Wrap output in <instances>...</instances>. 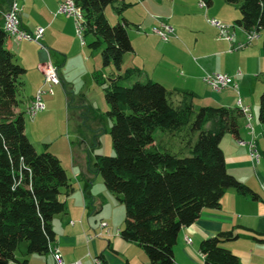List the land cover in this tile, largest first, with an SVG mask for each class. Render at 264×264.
Segmentation results:
<instances>
[{
  "label": "trees",
  "instance_id": "1",
  "mask_svg": "<svg viewBox=\"0 0 264 264\" xmlns=\"http://www.w3.org/2000/svg\"><path fill=\"white\" fill-rule=\"evenodd\" d=\"M199 1L205 7L213 2ZM223 1L238 7L237 26L246 32L264 31V0ZM74 2L83 16L84 33L94 38L88 48L103 46V66L119 68L124 55L133 50L122 17L126 5L118 4L120 0ZM108 6L120 20L113 26L104 14ZM8 37L0 26V264H20L15 252L22 242L26 255L50 251L55 241L52 219L65 212L60 196L74 189L59 159L47 151L37 153L25 134L27 110H19L25 69L6 48ZM136 73L126 70L109 78L104 88L115 155L95 156L90 173L100 176L124 207L121 239L140 247L149 264H176L173 248L180 230L193 224L203 209L218 208L227 189L257 198L227 172L220 148L226 134L239 136L243 115L238 108L196 110L191 93L170 91L152 81L130 87L118 84ZM258 121L264 130V91ZM156 130L167 139L155 142ZM235 237L226 232L201 241L203 264H240L221 247Z\"/></svg>",
  "mask_w": 264,
  "mask_h": 264
},
{
  "label": "crops",
  "instance_id": "2",
  "mask_svg": "<svg viewBox=\"0 0 264 264\" xmlns=\"http://www.w3.org/2000/svg\"><path fill=\"white\" fill-rule=\"evenodd\" d=\"M60 2L61 0H19L21 28L33 32L41 27L44 35L39 44L18 41L15 37H8L5 43L16 62L25 69L23 93L28 99L25 104L21 103V111H26L36 92L46 87L39 67L47 61L56 63L54 66L57 68L60 85L53 88L52 95H41L44 111L30 117L34 118L36 126L47 125L57 108L64 113V103L66 116L68 115L72 100L67 91L68 84L60 74L59 65H66L71 58L72 45L78 48L79 55L84 50V44L79 48L77 43L73 20L57 14ZM121 3L126 5L122 17L127 23L126 30L133 50L125 54L124 60L129 64L124 67L125 61L121 63L117 68V75H122L124 68L135 69L138 76L135 82L152 81L170 91L191 93L193 105L198 101L199 108L235 109L238 108V101L248 107L247 94L254 88L251 83L264 72V35H259L258 32V37L249 45L237 49L239 45L247 43V32L235 24L240 18L237 6L223 0H213L207 7H201L199 0H120L118 4ZM8 6L9 0H0L2 27L3 14ZM113 12V21L120 22L114 9ZM212 18L231 26L228 28V32L233 34L230 42L219 37L218 29L209 24L208 21ZM159 22L169 24L174 29V35L166 42L154 33L155 28L160 25ZM204 29L209 32L208 35L201 32ZM255 55V60L250 58ZM217 73L230 75L238 85V93L232 88L216 92L204 83L206 74ZM24 98L22 95V100ZM241 120L243 123L239 127V136L226 134L220 141V148L227 172L247 186L257 198L252 199L234 189H227L218 208L203 209L193 224L180 230L173 248L176 264H203V256L199 252L201 241L226 232L236 237L223 242L221 247L229 250L240 264H264V143L260 146L253 127L251 126L250 132L244 117ZM259 128L263 135L264 130L260 124ZM51 138L46 135L43 138L44 143H52ZM238 141H243L246 145L240 146ZM251 142L256 145L259 153L258 162L251 157L248 146ZM69 149L66 146L64 151L67 153ZM89 165L84 166L82 162H77L71 148V175L64 170L72 185L74 183L73 189L78 186L79 193H75L74 189L68 195L61 194L60 200L65 204V212L52 219L55 241L50 251L45 254L25 255L22 262L16 257L20 264H54L55 250L59 251L66 263L149 264L146 253L140 247L121 239L119 232L123 226L112 230L106 222L109 229L107 234L100 228V222H105L99 216L103 198L100 195L91 196L89 188L96 176L90 173ZM97 233H101L100 238L93 237Z\"/></svg>",
  "mask_w": 264,
  "mask_h": 264
},
{
  "label": "rangeland",
  "instance_id": "3",
  "mask_svg": "<svg viewBox=\"0 0 264 264\" xmlns=\"http://www.w3.org/2000/svg\"><path fill=\"white\" fill-rule=\"evenodd\" d=\"M104 14L105 17L110 20L108 22L110 25L113 26L116 24V21H113L112 19L115 14L111 6L106 7V9L104 10ZM65 17L71 18L74 22L75 27V18L73 16ZM219 24L222 27L231 28V26L224 25L221 22H219ZM201 32L205 33L206 35H208L209 33L206 29L202 30ZM81 33L82 36L80 37L77 36L75 31V36L77 39V43L79 44V48H81V46L84 44V50L82 54L79 55L77 53L78 48L73 47L74 45H72V48L70 50L72 55L71 58H69L66 65L62 67H60L61 65H59L60 74L63 75L65 83L68 84L67 91L70 94V99L72 100L68 107V115L66 116L65 113V103L64 113L60 112L58 108L55 109L53 114L51 115V119L47 121V125L42 124L40 126L39 124L38 126H36L33 120L34 118L31 119L29 116H27V111L25 115V134L35 147L36 152L42 153L44 151H47L49 153L54 152V154H58L56 156H58L57 158L59 159L62 167L67 170L68 174L70 175L71 148L75 153V160L77 162H82L84 166H88V164H90L89 162H92L97 155L108 157L115 155L109 133L112 121L106 114L109 107L104 98V88L107 86L109 78H115L118 74V71L114 64H111L107 67L103 66L101 56V50L103 46L96 50L89 49L88 45L94 40V38L89 34H85L84 30H82ZM261 33H263L264 35L263 30L259 31V35ZM173 35L174 31L170 36ZM125 58L126 56L124 55L121 63L125 61ZM250 58L255 60L257 56L255 55ZM127 62L128 61H125L123 65L124 67L128 66L129 63ZM53 65H56V63H53ZM125 71L126 69L124 68L121 74H124ZM137 79L138 76L135 74L131 78L118 80V84L124 87H130L133 83H135V80ZM145 82L147 81H143V83ZM233 82L237 85L235 80ZM251 85L254 88H252V90H250V92L247 94V104L249 107L250 116L249 124L253 127L256 140L258 141L259 145L262 146L264 142L263 135H261V130L258 123V102L260 93L264 90V72L262 74H259L255 78V81L251 83ZM226 88H232L238 93V85L235 89L231 85ZM56 92L57 89L55 88V94ZM21 95L25 96L22 102L23 105V103H26L28 97L23 92L21 93ZM194 105L196 110H198V101H196ZM21 107L24 109L23 106ZM242 123L243 121L240 120L239 124L241 125ZM36 127L37 129H35ZM248 130L250 131V129ZM46 135L52 137V143H44L43 138H45ZM167 137L168 136L165 135V133H163L161 130H156L153 133L155 142L165 140L167 139ZM45 145H47V147H45ZM66 146H68V148L70 147L67 153L66 151H64ZM173 152L177 153L178 148H174ZM74 189L75 193H79L78 186H75ZM89 189L91 196L96 197V195H100L103 198V206L102 210L99 213V216L101 218L103 217L105 222L109 224V227L112 230H117L121 226H123V221L125 218L124 207L119 201H117L118 199L116 198V196L106 190L100 176L94 177ZM62 195L64 196L63 193ZM89 213L90 210L88 209L87 215H89ZM15 255L17 258H19L18 260L22 262V258H24V256L26 255L25 242L19 244Z\"/></svg>",
  "mask_w": 264,
  "mask_h": 264
},
{
  "label": "built area",
  "instance_id": "4",
  "mask_svg": "<svg viewBox=\"0 0 264 264\" xmlns=\"http://www.w3.org/2000/svg\"><path fill=\"white\" fill-rule=\"evenodd\" d=\"M19 0H10L9 1V6L7 11L3 14V21L5 22V30H9L10 32V37H15L18 41H30V42H35L39 44L40 40L43 37L44 34V29L39 27L36 28L33 32H28L25 31L21 28L20 26V15H19V6H18ZM201 7H205L202 3H200ZM76 7L73 5H70V3L67 0H61L57 14L65 15L67 17L73 16L75 18V31L78 36V25H79V17L76 16ZM209 24L216 27L218 29V35L219 37L226 39L227 41H231L233 39V34H230L228 32L227 27H222L218 21L215 19H210ZM173 27L170 25H163V23H160L159 27L155 29V33L163 40L167 41L169 36L173 34ZM258 32L252 31V32H247V43L246 44H241L237 48L242 49L248 44L251 43L252 40L257 38ZM42 49H44L46 52L47 50L43 47L40 46ZM40 72L43 75V82L44 85L46 86L45 89H39L34 98L32 99V104H31V114H38L39 112L44 111V104L41 100V95L43 94H53V88L55 86L60 85V79L58 76L57 68L50 62L47 61L46 63L42 64L39 67ZM203 81L210 86V88L213 91H220L218 90V82H225L229 83V86H233L235 89L237 85L233 82L234 80L232 77L228 74L225 73H217V74H206L203 78ZM238 109L241 111L244 119L247 121L248 129H250V132H252V127L249 124L250 121V116H249V109L247 106H244L238 101ZM238 144L240 146L246 145L243 141H238ZM250 152H251V157L258 162L259 160V153L256 150V145L251 142L248 144ZM263 190H264V185H263ZM100 228L104 229L106 234L109 232L108 229V224L104 221L100 222ZM101 233L95 234L93 237L94 238H100ZM189 242V241H188ZM54 264H80L79 262H74V263H66L59 251H55V259H53Z\"/></svg>",
  "mask_w": 264,
  "mask_h": 264
},
{
  "label": "bare ground",
  "instance_id": "5",
  "mask_svg": "<svg viewBox=\"0 0 264 264\" xmlns=\"http://www.w3.org/2000/svg\"><path fill=\"white\" fill-rule=\"evenodd\" d=\"M67 1L70 3V5H73L74 7L78 8V6L75 4V2H73V0H67ZM76 16L79 17L78 36L81 37L82 36V33L81 32L84 29H83V25H82V23H83V16H82V13H81V11H80L79 8L76 9ZM163 25H168V24H163ZM3 29L10 36L9 30H5V22L4 21H3ZM228 86H229V83L218 82V90H222V89H224V88H226ZM31 104H32V101H31L29 107L27 108V116H29V117H35L38 114H31ZM55 251H57V250H55ZM55 251L53 252V259H55Z\"/></svg>",
  "mask_w": 264,
  "mask_h": 264
}]
</instances>
